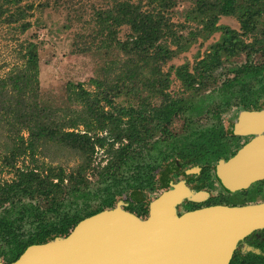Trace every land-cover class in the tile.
<instances>
[{
  "label": "trees",
  "instance_id": "obj_1",
  "mask_svg": "<svg viewBox=\"0 0 264 264\" xmlns=\"http://www.w3.org/2000/svg\"><path fill=\"white\" fill-rule=\"evenodd\" d=\"M21 1L0 0V25L11 34L28 30V17L42 7ZM179 1L188 2L185 20L196 24L185 34L187 25L171 20ZM263 7L264 0H108L93 7L86 27L89 41H74L71 51L96 60L89 78L93 89L68 83L60 104L41 98L36 42L11 37L16 61L0 75V133L7 139L0 161L11 174L0 181V255L14 260L27 245L66 235L82 218L111 207L115 196L140 184L148 150L160 141L170 147L179 141L180 135L169 130L172 121L194 115L198 101L209 99L203 91L226 73V67L216 70L231 56L253 50L228 26L217 24L218 17L233 16L242 29L256 27L264 19ZM122 27L128 31L120 39ZM214 31L219 38L200 58L174 68L185 96L169 93V72L162 65ZM153 136L159 141L151 143ZM51 144L75 150L79 163L66 171L39 162L37 154ZM100 149L106 159L96 169L92 161ZM18 158L20 166L15 165ZM87 173L96 175L93 191ZM92 198L98 200L93 208Z\"/></svg>",
  "mask_w": 264,
  "mask_h": 264
},
{
  "label": "flooded vegetation",
  "instance_id": "obj_2",
  "mask_svg": "<svg viewBox=\"0 0 264 264\" xmlns=\"http://www.w3.org/2000/svg\"><path fill=\"white\" fill-rule=\"evenodd\" d=\"M236 22L237 29L230 28L233 35L245 45L252 44L253 50L230 57L226 73L207 89L210 94L202 93L209 99L198 101L200 109L187 120L181 118L179 141L172 148L164 141L151 147L139 174L140 181L144 180L115 196L111 207L120 200L123 209L144 217L148 201L178 182L186 193L176 205L177 214L215 204L264 201V174L239 184L233 178L236 170L228 166L241 149L246 150L244 165L249 161L264 164V19L258 26L244 29ZM154 140L159 141L158 136L150 142ZM11 261L0 255V263ZM228 263H264V227L241 237Z\"/></svg>",
  "mask_w": 264,
  "mask_h": 264
},
{
  "label": "water",
  "instance_id": "obj_3",
  "mask_svg": "<svg viewBox=\"0 0 264 264\" xmlns=\"http://www.w3.org/2000/svg\"><path fill=\"white\" fill-rule=\"evenodd\" d=\"M245 151L228 164L239 184L264 174V164L244 165ZM185 193L182 182L172 185L148 201L144 217L123 209L119 200L82 218L64 236L27 245L5 264H228L236 242L264 227V201L177 214Z\"/></svg>",
  "mask_w": 264,
  "mask_h": 264
},
{
  "label": "rangeland",
  "instance_id": "obj_4",
  "mask_svg": "<svg viewBox=\"0 0 264 264\" xmlns=\"http://www.w3.org/2000/svg\"><path fill=\"white\" fill-rule=\"evenodd\" d=\"M30 1L34 5L41 3L42 7L34 10L32 16L28 17L31 22V27L28 30L24 33L11 34L7 27L0 25V75H3L4 71L16 61L15 53L12 51L16 40L13 38L17 40L31 38L37 44L39 57L38 79L42 100L52 104H60L59 101L64 94V87L68 83H81L84 89L92 90L93 86L89 83V78L95 74L96 60L88 56L71 53L76 47L72 43L76 40L78 42H81L80 40L89 41L87 36L89 31L86 27L92 8L103 6L108 0H22L21 3L24 4ZM188 6V2L179 1L171 14V20L174 23L182 22L187 25V28L182 30L184 34L196 25L192 21L185 20ZM217 24L237 29V22L230 15L219 16ZM127 31L126 27H122L117 34L118 37L120 39L124 38ZM77 34H82V37L76 38ZM219 35V31H214L204 40L197 38L185 50L180 51L162 65L161 70L169 72V86L167 89L169 93L176 96H185L186 93L181 90L180 82L175 78L174 68L184 62L191 65L194 60L200 58L207 51V46L215 42ZM225 67H228L227 63L216 71L219 73ZM207 89L204 90L205 92L203 91V94H210ZM156 101V98L150 99L151 104L156 103ZM120 102L123 103L122 100ZM181 120L177 117L172 121L169 125L171 133L178 134L180 132ZM5 142H7V139L0 133V158H2L4 152L3 144ZM94 156L92 165L96 166L97 169L104 164L106 157L103 156L102 149L97 151ZM37 158L39 162L45 164L60 165L66 171L75 167L80 161L75 150L55 144L44 146L42 152L37 154ZM21 161L22 159L18 158L15 165L20 166ZM6 170L5 165L0 161V181L9 179L11 176ZM86 177L89 180L88 190L93 191L97 185L96 175L87 173ZM97 201L92 198L89 199L88 203L93 208Z\"/></svg>",
  "mask_w": 264,
  "mask_h": 264
}]
</instances>
